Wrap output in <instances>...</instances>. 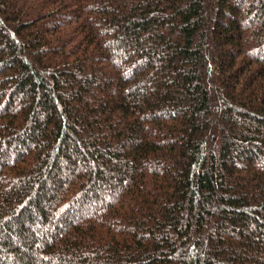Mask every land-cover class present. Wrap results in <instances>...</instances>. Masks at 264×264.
<instances>
[{
  "label": "trees",
  "instance_id": "1",
  "mask_svg": "<svg viewBox=\"0 0 264 264\" xmlns=\"http://www.w3.org/2000/svg\"><path fill=\"white\" fill-rule=\"evenodd\" d=\"M0 264H264V0H0Z\"/></svg>",
  "mask_w": 264,
  "mask_h": 264
}]
</instances>
